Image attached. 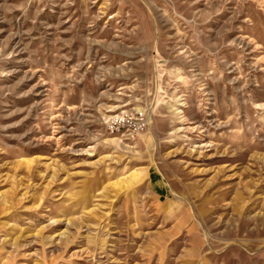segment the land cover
<instances>
[{
  "label": "rangeland",
  "instance_id": "rangeland-1",
  "mask_svg": "<svg viewBox=\"0 0 264 264\" xmlns=\"http://www.w3.org/2000/svg\"><path fill=\"white\" fill-rule=\"evenodd\" d=\"M0 264H264V0H0Z\"/></svg>",
  "mask_w": 264,
  "mask_h": 264
},
{
  "label": "built area",
  "instance_id": "built-area-1",
  "mask_svg": "<svg viewBox=\"0 0 264 264\" xmlns=\"http://www.w3.org/2000/svg\"><path fill=\"white\" fill-rule=\"evenodd\" d=\"M115 123L121 125V129L124 130L123 134L134 135L146 129L147 127V118L144 116L142 112L137 117L132 116H124L116 117L112 119ZM117 129H120L117 127ZM126 135V136H127Z\"/></svg>",
  "mask_w": 264,
  "mask_h": 264
}]
</instances>
